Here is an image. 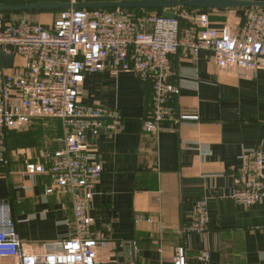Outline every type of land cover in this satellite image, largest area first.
Masks as SVG:
<instances>
[{"label":"crops","instance_id":"1","mask_svg":"<svg viewBox=\"0 0 264 264\" xmlns=\"http://www.w3.org/2000/svg\"><path fill=\"white\" fill-rule=\"evenodd\" d=\"M206 10L217 26L238 23L244 11ZM58 12L3 15L50 25ZM171 64L180 87L173 105L188 118L157 131L144 126L151 82L131 71H101L85 79L84 100L116 108L123 118L120 129L101 134L95 146L103 171L91 202L92 230L109 240L100 256L126 264H173L177 248L185 245L191 262L208 254V264H264V201L243 206L233 198L242 154L264 152V68L222 69L212 52L193 55L186 49L173 54ZM41 120L53 128L9 133L10 162L0 165V200L8 203L30 251L48 250L75 234L71 195L47 193L48 175L25 173L26 160L45 161L47 151L64 145L62 121L38 118L32 125ZM199 199L208 201L209 229L187 232Z\"/></svg>","mask_w":264,"mask_h":264},{"label":"built area","instance_id":"2","mask_svg":"<svg viewBox=\"0 0 264 264\" xmlns=\"http://www.w3.org/2000/svg\"><path fill=\"white\" fill-rule=\"evenodd\" d=\"M180 49L193 55L210 51L222 69L264 68V7L245 8L238 23L218 26L207 11L188 7L173 8L171 14L70 8L59 10L50 25L0 14V165L10 162L6 145L10 132L26 130L33 119H60L63 147L47 151L45 161L26 160L25 173L48 175L52 185L47 193L70 194L75 223V234L51 243L48 250L30 251L8 203L0 200V264H126L100 256L109 240L93 232L90 215L103 171L97 138L116 133L123 118L116 108L85 101L83 86L90 74L134 72L152 84L145 129L157 131L166 122L180 123L188 116L179 115L173 105L180 87L172 80L171 64V56ZM2 52L15 55L12 67H4ZM233 198L243 206L264 201L263 151L242 154ZM190 217L187 232L208 231V201H195ZM208 263V254L189 261L186 246L180 245L173 264Z\"/></svg>","mask_w":264,"mask_h":264},{"label":"water","instance_id":"3","mask_svg":"<svg viewBox=\"0 0 264 264\" xmlns=\"http://www.w3.org/2000/svg\"><path fill=\"white\" fill-rule=\"evenodd\" d=\"M143 9L164 10L177 7H191L199 9H227L264 7V0H36L32 3L8 4L0 0V14L24 11H57L63 9ZM14 54L1 53L4 67H12Z\"/></svg>","mask_w":264,"mask_h":264},{"label":"rangeland","instance_id":"4","mask_svg":"<svg viewBox=\"0 0 264 264\" xmlns=\"http://www.w3.org/2000/svg\"><path fill=\"white\" fill-rule=\"evenodd\" d=\"M166 13L170 14L171 12L167 11ZM16 61L17 63L21 62V57L19 55L16 57ZM42 119H47V118H42ZM35 120L36 119H33L30 125L26 129H51L53 128L50 122L46 120L37 121L36 124L32 125Z\"/></svg>","mask_w":264,"mask_h":264},{"label":"trees","instance_id":"5","mask_svg":"<svg viewBox=\"0 0 264 264\" xmlns=\"http://www.w3.org/2000/svg\"><path fill=\"white\" fill-rule=\"evenodd\" d=\"M2 1H4V2H6L8 4H24V3H32V2H35L36 0H2ZM188 8H191V7H188ZM197 9L200 10V11H207L206 9H199V8H197ZM243 9H245V8L243 7ZM135 10L138 11V12L142 11V9H135ZM170 10H173V9H164V10H157V11L160 12V13H164V11H170ZM14 12L18 13L17 11H14Z\"/></svg>","mask_w":264,"mask_h":264}]
</instances>
